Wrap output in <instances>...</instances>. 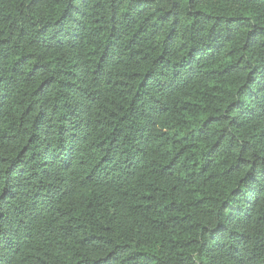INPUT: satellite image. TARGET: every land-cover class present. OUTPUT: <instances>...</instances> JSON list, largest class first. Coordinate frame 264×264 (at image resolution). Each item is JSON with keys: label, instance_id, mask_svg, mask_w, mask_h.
<instances>
[{"label": "trees", "instance_id": "trees-1", "mask_svg": "<svg viewBox=\"0 0 264 264\" xmlns=\"http://www.w3.org/2000/svg\"><path fill=\"white\" fill-rule=\"evenodd\" d=\"M0 264H264V0H0Z\"/></svg>", "mask_w": 264, "mask_h": 264}]
</instances>
